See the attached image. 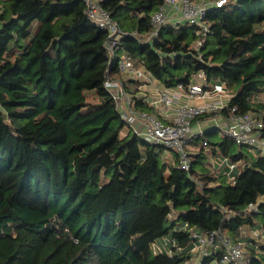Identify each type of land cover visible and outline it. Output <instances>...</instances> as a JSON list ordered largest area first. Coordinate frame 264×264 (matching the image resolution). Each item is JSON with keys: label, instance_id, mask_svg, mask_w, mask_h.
I'll return each instance as SVG.
<instances>
[{"label": "trees", "instance_id": "trees-1", "mask_svg": "<svg viewBox=\"0 0 264 264\" xmlns=\"http://www.w3.org/2000/svg\"><path fill=\"white\" fill-rule=\"evenodd\" d=\"M99 1L127 33L114 61L84 0H0V264H193L186 223L235 241L260 229L247 250L249 264H264V154L206 131L188 141L198 152L184 170L174 150L123 134L129 125L105 85L122 79L135 107L153 112L117 59L128 55L167 88L204 70L232 90L225 117L236 107L264 121V0L210 9L198 50L200 26L187 22L146 40L161 0ZM211 157L237 163L234 184Z\"/></svg>", "mask_w": 264, "mask_h": 264}, {"label": "built area", "instance_id": "built-area-1", "mask_svg": "<svg viewBox=\"0 0 264 264\" xmlns=\"http://www.w3.org/2000/svg\"><path fill=\"white\" fill-rule=\"evenodd\" d=\"M84 1L90 20L108 31L105 45L111 54V61H114L121 40L127 33L121 30L118 23L112 19L109 11L101 5L99 0ZM227 1L161 0L157 10L152 15L153 29L146 36V40L157 37L163 26L178 25L182 21L200 26L198 30L202 36L194 43L195 49L198 50L205 40L204 36L210 31L209 26L205 23L207 13L214 7L223 6ZM173 12L179 14L180 21L172 16ZM117 62L125 74L140 82L153 79L151 73L147 72L144 67H136L133 59L126 54L117 59ZM105 85L116 99L118 108L127 124L132 126L136 122L143 123L142 135L138 134L149 142L161 144L167 149L174 150L178 156V166L187 171H190L192 165L187 143L194 136L192 129L194 120L211 112L223 115L222 112L225 107H228V104L221 102V100L205 101L201 104L181 103L177 101L179 92H185L198 98L212 97L214 94H219L220 97L233 95L226 81L209 84L205 71L200 70L193 75V81L189 84L179 83L175 88L166 87L161 91L160 100L166 108L173 112L172 121H165L153 113L135 109L132 97L125 91L122 79L108 78ZM235 109L236 107L231 108L225 117L227 123L224 127V133L234 139L236 143L253 146L264 154V121L251 110L247 113H235ZM215 167L218 170H224L231 183H235L236 177L233 171L237 167L236 162H233L229 157H222ZM257 205L258 202L250 203L247 208L248 210H255ZM186 228L190 231V243L194 256L203 258L211 255L217 248H222L221 257L214 259L212 264H249L247 250L249 240L261 237L263 234L260 229H253L250 234L242 231V238L235 241L221 227L210 231H200L196 226L186 223ZM170 242L169 238H165L161 243L155 242L153 249L155 252H160Z\"/></svg>", "mask_w": 264, "mask_h": 264}, {"label": "crops", "instance_id": "crops-1", "mask_svg": "<svg viewBox=\"0 0 264 264\" xmlns=\"http://www.w3.org/2000/svg\"><path fill=\"white\" fill-rule=\"evenodd\" d=\"M172 16L174 18L177 19V21H180L179 18V14L176 13H172ZM180 23H183L182 21H180ZM177 25V24H176ZM125 86H127L128 88L134 90L136 89L135 87H138L139 91H138V95L139 97H144L142 98L145 102H148L152 107H153V113L156 116L163 118L165 121H172V114L173 112L166 108L162 101L160 100V93L161 91H163L166 87L165 85L159 81L158 79L154 78L151 81H147V82H141V84L136 85L132 84L130 81V79H134V77L125 74ZM137 80V79H136ZM215 83V82H212ZM175 88V87H173ZM128 93V92H127ZM131 97H133L130 93H128ZM232 96H223L220 97L219 94H214V96L212 97H207V98H198V97H194L191 95L186 94L185 92H179L178 94V102L181 103H192V104H201L205 101H215V100H221V102L228 104L230 101V98ZM133 106L135 109H137V107H135V103L133 101ZM140 110V109H137ZM142 111H147V110H142ZM149 112V111H148ZM223 114V113H222ZM226 118L223 115H221L220 113H214V114H210L208 116H205L203 118H197L194 122H193V134L195 136H197L198 134L204 133L206 131H216V136L215 137H222L224 135V127L226 126ZM130 129H133L135 132L137 133H142V130L144 129L143 123L141 122H136L135 125L130 126L129 128H125L123 134H128L130 132ZM219 130H221L222 134L219 135ZM140 131V132H139ZM190 148H192V152H195L193 150H196L195 146H191ZM198 149V148H197ZM206 151L208 149H205ZM198 152V151H196ZM208 152V151H207ZM212 157H211V161H212ZM215 160V159H214ZM213 160V166L215 167L217 164L216 162ZM243 232H246L247 234H250V232L243 230ZM243 236V235H241ZM200 259V256H196L193 258V262H196Z\"/></svg>", "mask_w": 264, "mask_h": 264}, {"label": "rangeland", "instance_id": "rangeland-1", "mask_svg": "<svg viewBox=\"0 0 264 264\" xmlns=\"http://www.w3.org/2000/svg\"><path fill=\"white\" fill-rule=\"evenodd\" d=\"M258 98H257V101H264V93H262L261 95H259V96H257ZM33 125H29V127H28V129H27V131L29 132V131H32V129H33V127H32ZM125 128H129V126H126ZM124 128V129H125ZM124 129H123V132H124ZM222 134V132H221V130H219V135H221ZM140 135H142V133H140ZM224 135H226L225 133H224ZM220 138V137H219ZM212 139L213 140H215V139H218V137H212ZM198 149L196 148V150H193V151H197ZM189 151L191 152L192 151V148H189ZM255 151V153H256V150L254 149L253 150V152ZM168 153H170V152H168ZM210 157V156H209ZM215 159V160H214ZM213 160L217 163V164H219V160L218 159H216V158H213L212 159V162H213ZM247 231V230H246ZM249 232V231H248ZM162 240H164V239H162ZM262 239L261 238H259L258 239V241L260 242ZM248 248V247H247ZM200 262H201V258L198 260V261H196V262H194L193 264H200Z\"/></svg>", "mask_w": 264, "mask_h": 264}]
</instances>
